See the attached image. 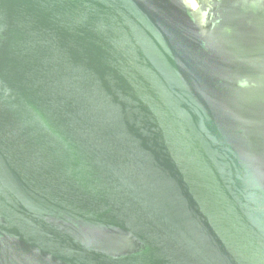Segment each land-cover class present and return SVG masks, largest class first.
<instances>
[{
	"label": "water",
	"instance_id": "1",
	"mask_svg": "<svg viewBox=\"0 0 264 264\" xmlns=\"http://www.w3.org/2000/svg\"><path fill=\"white\" fill-rule=\"evenodd\" d=\"M0 0V264H264V0Z\"/></svg>",
	"mask_w": 264,
	"mask_h": 264
},
{
	"label": "rangeland",
	"instance_id": "2",
	"mask_svg": "<svg viewBox=\"0 0 264 264\" xmlns=\"http://www.w3.org/2000/svg\"><path fill=\"white\" fill-rule=\"evenodd\" d=\"M192 5H193V3H194V5H195V7L197 6V3H196V1L195 0H193V2H190Z\"/></svg>",
	"mask_w": 264,
	"mask_h": 264
},
{
	"label": "bare ground",
	"instance_id": "3",
	"mask_svg": "<svg viewBox=\"0 0 264 264\" xmlns=\"http://www.w3.org/2000/svg\"><path fill=\"white\" fill-rule=\"evenodd\" d=\"M189 2H193V0H188ZM193 6L195 7L194 3H193Z\"/></svg>",
	"mask_w": 264,
	"mask_h": 264
}]
</instances>
